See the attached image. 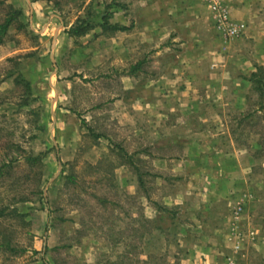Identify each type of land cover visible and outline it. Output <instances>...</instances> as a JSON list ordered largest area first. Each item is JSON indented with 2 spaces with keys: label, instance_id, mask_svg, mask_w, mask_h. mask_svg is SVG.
I'll list each match as a JSON object with an SVG mask.
<instances>
[{
  "label": "rangeland",
  "instance_id": "374dc122",
  "mask_svg": "<svg viewBox=\"0 0 264 264\" xmlns=\"http://www.w3.org/2000/svg\"><path fill=\"white\" fill-rule=\"evenodd\" d=\"M220 2L240 36L206 0H0V264H264V0Z\"/></svg>",
  "mask_w": 264,
  "mask_h": 264
},
{
  "label": "built area",
  "instance_id": "2783aa9c",
  "mask_svg": "<svg viewBox=\"0 0 264 264\" xmlns=\"http://www.w3.org/2000/svg\"><path fill=\"white\" fill-rule=\"evenodd\" d=\"M206 1L211 11L213 23L219 32L229 38L240 36L244 32L245 25L242 22L232 21L220 0Z\"/></svg>",
  "mask_w": 264,
  "mask_h": 264
},
{
  "label": "trees",
  "instance_id": "16d2710c",
  "mask_svg": "<svg viewBox=\"0 0 264 264\" xmlns=\"http://www.w3.org/2000/svg\"><path fill=\"white\" fill-rule=\"evenodd\" d=\"M13 19V15H10L8 17L5 18L4 22L0 24V33L3 31H6L8 26L11 24ZM102 27L106 28V29H110L111 26H109L108 24H102ZM86 30V28H83V23L76 25V26H72L69 29V32L72 33L73 35H80L82 34L84 31ZM0 42H1V38H0ZM141 62H137L136 64H134L131 69H137V67L140 65Z\"/></svg>",
  "mask_w": 264,
  "mask_h": 264
}]
</instances>
